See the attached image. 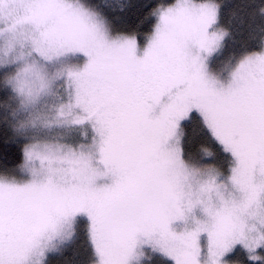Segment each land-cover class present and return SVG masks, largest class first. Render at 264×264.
I'll list each match as a JSON object with an SVG mask.
<instances>
[{"label": "snow or ice", "instance_id": "1", "mask_svg": "<svg viewBox=\"0 0 264 264\" xmlns=\"http://www.w3.org/2000/svg\"><path fill=\"white\" fill-rule=\"evenodd\" d=\"M0 264H264V0H0Z\"/></svg>", "mask_w": 264, "mask_h": 264}]
</instances>
